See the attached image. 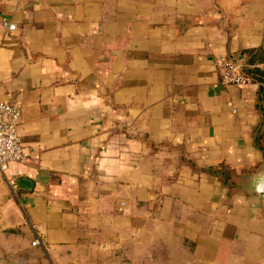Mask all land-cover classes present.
<instances>
[{"label": "crops", "instance_id": "obj_1", "mask_svg": "<svg viewBox=\"0 0 264 264\" xmlns=\"http://www.w3.org/2000/svg\"><path fill=\"white\" fill-rule=\"evenodd\" d=\"M0 100V264H264V0H0Z\"/></svg>", "mask_w": 264, "mask_h": 264}, {"label": "built area", "instance_id": "obj_2", "mask_svg": "<svg viewBox=\"0 0 264 264\" xmlns=\"http://www.w3.org/2000/svg\"><path fill=\"white\" fill-rule=\"evenodd\" d=\"M2 26L8 30L14 29V24L7 21H2ZM216 66L221 85L240 87L251 81L241 64L234 59L218 58ZM20 112L21 109L17 105L0 100V180H4L9 187L14 185V180L5 178L3 173L9 163H19L23 159L22 148L16 134ZM35 243L38 241L34 240L33 244Z\"/></svg>", "mask_w": 264, "mask_h": 264}, {"label": "trees", "instance_id": "obj_3", "mask_svg": "<svg viewBox=\"0 0 264 264\" xmlns=\"http://www.w3.org/2000/svg\"><path fill=\"white\" fill-rule=\"evenodd\" d=\"M246 74H248V75H250V76H252V77H254L255 75L254 74H256V73H258L257 72V70L256 69H244L243 70ZM208 172H211L212 174H215V175H217V176H219V177H223V178H225L224 177V175H225V170H224V168L223 167H219V168H216V169H213V168H209V169H206Z\"/></svg>", "mask_w": 264, "mask_h": 264}, {"label": "water", "instance_id": "obj_4", "mask_svg": "<svg viewBox=\"0 0 264 264\" xmlns=\"http://www.w3.org/2000/svg\"><path fill=\"white\" fill-rule=\"evenodd\" d=\"M32 181L25 177H19L15 181V185L22 187L24 189H29L31 187Z\"/></svg>", "mask_w": 264, "mask_h": 264}]
</instances>
